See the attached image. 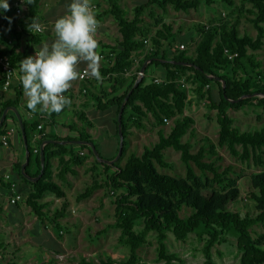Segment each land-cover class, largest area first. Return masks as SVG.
Segmentation results:
<instances>
[{"label":"trees","instance_id":"1","mask_svg":"<svg viewBox=\"0 0 264 264\" xmlns=\"http://www.w3.org/2000/svg\"><path fill=\"white\" fill-rule=\"evenodd\" d=\"M106 1L109 7L105 14L115 18L121 36L114 45H102L100 55L104 57V65L100 71L103 77L109 79L111 86L110 90L102 89L99 95L93 97L100 111L114 110L116 131L124 136L123 154L120 158L127 151V139L132 135L133 128H144V119L149 115L153 116L158 125H164L165 118H174V125L168 134L160 130L158 142L145 147L141 155L131 154L125 164L119 162L120 158L108 164L100 162L91 147L84 144L93 142L100 157L105 158L96 144V139L86 129L78 131L71 127L78 132L77 141L83 142L77 150L71 143L72 139L47 134L43 128H39L42 122L46 121L56 125V118L68 106L59 114L48 115L30 111L25 102L24 109L29 113H35L31 121L21 117L29 153L25 169L22 168L23 164H18L17 167L19 176L32 185L27 196V204L35 212L41 225H44V219L50 220L59 236L63 233L72 235L67 223L62 221L68 213L70 202L61 184L54 179V159L58 160L56 176L63 183L67 182L68 174L77 175L76 168L86 165L87 170L92 173V182L77 195L76 200L88 199L99 189L114 194L117 220L109 227L120 229L118 243L130 248L129 256L122 264H143L140 262L139 250L149 243L150 233L156 236L159 259L164 260L165 264H174L175 260H179L176 253H170L168 250L169 233L180 241H186L190 235H195L203 243L202 251L206 264H216L213 249L228 242L230 238L236 241L240 256L239 264H264V235L255 229L264 225V171L251 176V190L247 198L252 203L253 213H246L243 216L238 211L224 207L210 214L205 211V206L209 204V199L205 197L203 207L198 212L185 218L180 215L181 201L192 192V186L187 183V179L196 178L192 164L202 173L213 174L214 181L222 184L227 190L225 195L228 202L240 198V189L235 186V180L227 177L231 168L221 172L216 161L206 160L209 156L221 159L216 146L205 142L196 153H193V145L189 141H183V137L194 124L193 117L184 115L188 105L186 83L195 84L196 96L207 100L208 108L217 111L220 146H226L232 155L241 160L253 159L254 162L263 164L264 128L242 131L235 126L236 120L230 116L229 111L240 110L252 101H256L258 106L264 108V97L259 96L264 95V69L254 53L264 47V0H146L134 7L132 18L128 16L129 11L120 6V0ZM237 1L241 7L251 5L242 11V14L251 15L249 20L256 29V37L240 35V16L221 23H198L191 28L202 36L194 55L176 46L179 41L188 43L193 40L183 36L181 31H175L172 24L152 8L158 5L163 13H166L168 7L172 6L176 11L189 12L198 11L203 5L213 7L223 3L237 9ZM25 5L27 11L21 21L20 31H13L17 43L12 47L0 46V55H9L13 65L18 68L20 61L29 51V48L23 52L17 50L21 37L30 36V44L39 41L41 37L40 33L30 32L27 25L32 17L38 18L40 23L45 19L41 10V0H33L32 4ZM1 11L8 13L1 9L0 16ZM146 39H149V44L145 43ZM143 53L144 59L136 68L138 73L143 72V77L136 85L139 76L129 79L127 72L133 70L136 56ZM146 62L147 65L142 71ZM150 71L155 75V79L161 78L162 81L156 82L153 79L146 83ZM11 87L14 88L15 94L0 102V121L6 109L9 111L13 107L18 111L22 108L21 102L24 97L22 85L18 81ZM78 116L87 127L93 126L85 112ZM7 118L8 115L0 126V132H4L3 127ZM34 133L40 137L37 148H34L32 143ZM62 141L65 143L62 144ZM119 143L120 139L118 145ZM238 147H241V150ZM170 148L180 152L181 161L187 168L186 178L159 172L157 165L162 168H173V163L167 160L165 153ZM91 156L94 160L89 162ZM33 163L37 165L34 174L30 172ZM28 177L37 180H29ZM46 192H52L58 198L64 199L59 209L48 210V213L44 210L48 203L41 202V199ZM137 227L142 228L137 230ZM83 263L96 264L86 260H83ZM114 263L116 261L111 258L100 260V264Z\"/></svg>","mask_w":264,"mask_h":264},{"label":"rangeland","instance_id":"2","mask_svg":"<svg viewBox=\"0 0 264 264\" xmlns=\"http://www.w3.org/2000/svg\"><path fill=\"white\" fill-rule=\"evenodd\" d=\"M106 1V0H105ZM146 0H120L121 7L129 11V18L134 15V7L136 4ZM50 0H44L42 3V10L46 12V3ZM72 0H66L65 6L70 5ZM92 6H97L100 3L104 4L102 0H91ZM130 3V4H128ZM250 4H246L245 7H241L239 1H237V9L230 8L223 3L214 5L213 7L201 6L198 11L190 10L189 12L176 11L172 6H169L166 13L158 6L154 5L152 8L157 14H162L165 20L172 24L175 31H181L183 36L189 37L193 40L188 43L177 42L176 46L180 49V46L184 43L190 54H196L197 43L201 40V35L191 30L192 26L198 23L210 24L221 23L225 20H234L237 17H241L239 23L240 35H250L253 38L256 37V29L249 20L251 15H243L242 11L250 8ZM61 8L54 9L53 13L61 12ZM100 9H104L100 6ZM97 14V10H94ZM51 13L50 15H52ZM151 21L149 18H147ZM101 23L104 19L99 18ZM114 27L112 30L111 40H115L118 36V25L116 21H113ZM46 27L51 31V36L48 34L43 35V39L49 45L55 40V33L50 30L52 23L46 22ZM110 26V25H109ZM111 27V26H110ZM99 35L97 31L96 37ZM150 48V47H149ZM39 49V48H38ZM98 53L102 52V45L99 44L97 49ZM257 59L261 61L262 68L264 69V47L261 50L254 51ZM144 54L136 56V59L140 61L144 59ZM104 62V61H103ZM140 64H135L132 70V74L127 76L131 79L138 75L137 67ZM153 71V70H152ZM147 75L146 83H149L155 79L153 72ZM109 82V79H107ZM110 83V82H109ZM105 87V86H104ZM103 87V88H104ZM195 84L186 83V90L188 93V105L184 111V115H188L194 118V124L189 132L183 137V141H189L192 145V152L196 153L199 148L207 142V144H214L217 148L218 156L221 157L217 160L215 156L207 157V161H216L219 170L231 168V172H228L227 177L235 180V186L240 189V198L237 201L228 202L226 198V189L222 184L214 181L213 174L211 172L202 173L194 164L193 169L196 173L195 179H187V183L192 186V192L188 197L181 201V217L185 218L192 213L198 212L203 207L204 198L209 199V204L205 206V211L212 214L216 211L226 207L234 211L240 212L243 216L246 213H253L252 203L249 202L247 196L251 190V176L255 173L264 171V154L262 156L263 164L250 161L241 160L239 157L232 155L226 146H220L219 144V123L217 120V111L209 109L207 106V100L200 99L196 96ZM108 90V87L105 89ZM230 116L234 117L236 122L235 126L242 131H256L264 128V108L257 105L256 101H252L249 105L240 110H230ZM28 120V119H27ZM32 120L31 118L29 119ZM92 120L95 124V130L93 135L96 138V144L106 159L113 158L112 160H118L120 143V133H117L114 123V116H107L106 113H100L98 116H93ZM168 123L164 125H158L152 115L144 119L145 127L142 129L133 128L132 135L128 137V147L125 155L120 158V163L125 164L126 160L131 154L141 155L145 147L153 146L159 140V131L162 130L166 134L171 131L174 125V118L169 119ZM82 124V123H81ZM67 125L68 127H66ZM70 127L81 129V126L76 125L73 119L58 121L57 126H49L54 133H57L59 137L63 139H72V145L77 150L80 149L77 141L78 133L72 130ZM241 150V147H238ZM93 151V149L91 148ZM264 152V148H263ZM167 160L173 163V168H162L157 165L160 173L168 174L177 178L187 177V168L181 161L180 152L170 148L165 151ZM91 160L94 158L90 157ZM57 161H55L56 164ZM57 166V165H55ZM56 167V171H57ZM79 175L74 177L73 187L71 182L63 186L67 192L71 201V206L68 209L66 217L62 220L67 223L72 235L63 233L59 236L57 229L50 220H45V225L41 223L37 226V229L32 230L31 233H26L23 240L19 238L14 239L10 231L7 233H0V244L7 245L9 251H14L16 258V264H38L46 257H49L47 253L41 255V245L45 241L48 246H44L43 249L53 243L52 239L48 235V231L44 227L48 226L60 242V247L56 252L50 254L53 256V262L55 264H85L83 260L87 262H94L100 264V260H106L111 258L116 261L114 264H122L130 253V248L118 243L121 230L117 228H111L109 225L116 222L114 194L108 190L99 189L90 198L78 202L76 196L85 190L86 186L92 182V173L87 170V166L79 167ZM55 171V172H56ZM58 181H60L58 179ZM43 201L49 203L50 207H53V211L59 209L60 203H55V194L52 192H46ZM55 204V205H54ZM8 215V224L13 225L14 220H18L21 223L20 214H6ZM28 228L33 229L35 225V218L33 214H29ZM142 227H137V230ZM255 229L264 235V225L255 227ZM27 237V238H26ZM29 237V238H28ZM14 239V240H13ZM149 243L139 250L140 262L143 264H165L164 260L159 259L158 255V243L154 233L148 235ZM167 247L170 253H176L179 260H175L174 264H206V258L202 251L203 243L200 242L195 235H190L186 241H180L175 238L172 233H169L167 240ZM60 254V255H58ZM239 253L236 248V241L234 238H230L228 242L217 245L213 249V259L216 264H239ZM50 262V259H49Z\"/></svg>","mask_w":264,"mask_h":264},{"label":"crops","instance_id":"3","mask_svg":"<svg viewBox=\"0 0 264 264\" xmlns=\"http://www.w3.org/2000/svg\"><path fill=\"white\" fill-rule=\"evenodd\" d=\"M65 1L66 0H50L49 3L47 2L45 4L47 10H46V12H44L42 10V3L44 2V0H41V10H42V14H43L45 19L40 24L44 28V31H43V33H40L41 37H40L39 41L35 42L34 44L29 43V41L31 39L30 36L24 35L23 37H21L20 47L17 49L19 52H23L25 49L29 48V51H27L28 52L27 56L34 55L35 51L39 50L38 48H41L43 46V44L46 43V41L43 39V35L46 33V34L51 36L52 33H51V31H49L47 29L45 24H46V22H51L52 26H51L50 30H53L55 21L59 17L68 13V6H65ZM17 2L21 3V0H8V3L10 5V10L8 11V13H4L1 11L2 16H0V46L2 48H5L7 45H8V47H12L13 45H15L17 43L16 37H15L13 31L14 30L20 31L21 21L25 17L26 11H27V6L25 5V3H21V7H23V13L21 16H17L15 14ZM102 2L104 4L100 3L99 5L94 6L95 7L94 10L98 11L96 14L97 20L99 21V18L104 19L103 23H101V21H99L100 27L97 30L99 32V35L96 38H97L98 43L100 45H103V44L114 45L115 41L120 38L121 34L119 32L118 36L115 37V40H111V38H112L111 33H112V30H113V27L115 24L113 21H116V20L112 15L105 14V10L108 9L109 4L105 0H102ZM128 4H130V3H128ZM100 6H103L104 9H100ZM60 7H62L61 12H59V13H55V12L53 13L52 12V11H54V9H59ZM51 13H53V14L50 15ZM100 15H103V16H100ZM9 17L11 18V24H9V20L7 19ZM116 24L118 25L117 21H116ZM118 31H119V27H118ZM137 60L140 62L139 59H137ZM103 65H104V62L102 60L100 69L103 67ZM79 67L84 68L85 65L83 63H81L79 65ZM17 69L19 72L18 67H17ZM107 79H108L107 77L106 78L103 77L102 83H97V81L95 79H89L88 81H85V82H80L79 80L72 82L73 86L67 92H65L66 97L71 98L72 104H71V106H68V108L65 111H63L60 115H58V117L56 118L57 123H58V121H61L62 119L63 120L73 119L75 121L76 125L81 126V129L74 127L75 129H77L78 131L86 129V131L88 133H90L94 139H96L95 136L93 135V131L96 128H95L94 121L92 120V117L98 116L99 112L100 113H106L107 116H114V110L113 109H109V110H106L104 112L100 111L97 108L95 100H94V97L96 95H99L102 89H106L108 87V90H110L111 84L107 81ZM17 82H18V80L15 78L13 83L16 84ZM2 83H3L2 72L0 70V102L1 103L4 102L6 99L13 97V95L15 94L13 87H10L8 90H4ZM25 102H26V98L23 97V100L21 102L22 108H20L17 111L15 108L11 107L9 109V111L7 112L8 118L5 122L3 129L6 132V130L9 129L10 127H14L15 132L12 134V136H10L8 146H3L0 143V174H3V173L10 174L12 176V180L17 184L16 191L23 194V196H24L23 201H20L16 204H12L10 202V198L14 195V191L10 190L8 183L0 184V233L4 234V233H7L8 231H10V233L14 239L19 238L20 240L24 239L23 237L25 236L26 233L27 234L31 233L32 230L37 229V226L41 222L38 219V217L35 215V212L32 210V208L27 204V196H28V194L32 188V185L30 183L26 182L25 180H23L19 176L18 167H17L18 164H27L28 163V160H27L28 159V150H27V146H26V143L24 141V138H23L19 117L20 118L22 117L25 120H27V119L29 120L30 118L33 119L34 114H35V113H29V112H27V110L24 109L23 105L25 104ZM81 112H85L87 114L89 120H91V122L93 123L92 127H87L85 125V123L79 119L78 115L81 114ZM49 126L55 127V126H57V124L51 125L47 121L42 122V128L44 129L45 133L59 136L57 133H54L52 129L48 128ZM65 126L68 127L67 125H65ZM77 130H75V131L77 132ZM39 138H40L39 134L34 133L33 138H32V143H33L34 148H37V143H38L37 141ZM71 142H73V141H71ZM93 160H94V158L92 160H91V158L88 159L89 162H91ZM55 161H57L56 164H55ZM54 164L58 165L57 159H54ZM84 166H86V165H84ZM56 167L57 166H55V168H54V179L59 184H61L62 188H63V186H65L69 182H71L72 187H73L74 177L78 176L79 172H80L79 167L76 168L78 170L77 175H72V174L67 175V177H66L67 182L66 183L58 181V178L56 176L58 169L56 171L55 170ZM81 167H83V166H81ZM36 171H37V165L35 163H33L31 168H30V172L32 174H34ZM66 194H67V192H66ZM43 198L41 199V202L47 203V202L43 201ZM67 199L70 202V206H71V201L69 199L68 194H67ZM84 200H86V199H84ZM63 201H64L63 198H58L55 195V203H60L62 206ZM78 202H81V201H78ZM70 206H69V208H70ZM53 207H50L49 203H48V206L44 210L48 213V210L53 209ZM51 211H53V210H51ZM6 214H20L22 222L19 223L18 220H16V221L14 220L13 225H9L8 224V215H6ZM29 214H33V216L35 218V225H34L33 229L28 228L29 227L28 226V217L30 216ZM44 225H45V223H44ZM44 229L46 231H48V235L52 239L53 243L48 247V249H43L44 246H48V244L45 241L40 243L41 245H43L40 247L41 248V251H40L41 255H43V254L45 255L47 253V255L49 257L45 256V258L42 260V262L38 263V264H55V263H51V262H53V256H50L49 253H51V254L55 253L57 248L60 247V244H59L60 242H59V239L57 238V235H55L52 231H49L50 228L48 226L44 227ZM0 253L4 257V261H3L4 264H16L15 252L9 251L8 242H7V245L0 244ZM58 255H60V254H58ZM49 259H50V262H49ZM30 264H32V262Z\"/></svg>","mask_w":264,"mask_h":264},{"label":"clouds","instance_id":"4","mask_svg":"<svg viewBox=\"0 0 264 264\" xmlns=\"http://www.w3.org/2000/svg\"><path fill=\"white\" fill-rule=\"evenodd\" d=\"M32 2L21 0V3ZM0 9L10 10L8 0H0ZM7 19L11 24V18ZM27 27L32 33L43 30L36 17L31 18ZM99 27L91 0H72L68 13L54 23L55 40L50 45L44 43L34 55L20 61L16 79L22 85L30 111L59 114L72 104V100L64 95L73 86L72 82L85 77L103 82L102 56L97 51L99 43L96 38ZM81 63L85 65L82 71L79 69Z\"/></svg>","mask_w":264,"mask_h":264},{"label":"built area","instance_id":"5","mask_svg":"<svg viewBox=\"0 0 264 264\" xmlns=\"http://www.w3.org/2000/svg\"><path fill=\"white\" fill-rule=\"evenodd\" d=\"M95 7L93 6V9ZM23 13V7H21L20 2L16 3V9H15V14L17 16H21ZM44 28L42 31L37 32V33H43ZM11 43V42H10ZM146 44H149V39L145 40ZM186 46L185 44H182L180 46V49L183 50L185 49ZM104 59V57L102 56V60ZM139 64V61L137 59H135V64ZM135 67V65H134ZM133 67V68H134ZM79 69L82 71L84 68H80ZM0 70L2 72V80H3V88L4 90H8L11 85L13 84L15 78H16V74L18 73V69L16 66L13 65L12 60L10 58L9 55H0ZM12 73V75L10 76L9 73ZM130 74H132V71L127 72V76H129ZM139 78L143 77V72H139L138 73ZM80 82H85L88 81L89 78L85 77L84 79H78ZM156 82H160L162 81L161 78H156L155 79ZM64 95L66 96V94L64 93ZM165 123H168L170 120L168 118L164 119ZM39 128H42V125L39 126ZM15 132V128L14 127H10L9 129L6 130V132H0V143L3 146H8L9 145V139L10 136H12V134ZM37 151V150H36ZM4 183H8L9 184V188L10 190L14 191V195L10 198V202L12 204H16L20 201H23L24 196L23 194L19 193L16 191L17 189V184L12 180V176L8 173H3L0 174V184H4ZM4 257L3 255L0 253V264H4Z\"/></svg>","mask_w":264,"mask_h":264},{"label":"water","instance_id":"6","mask_svg":"<svg viewBox=\"0 0 264 264\" xmlns=\"http://www.w3.org/2000/svg\"><path fill=\"white\" fill-rule=\"evenodd\" d=\"M146 65H147V62H146V64L143 66L142 71H144ZM140 79H141V78H139V79L137 80L136 85L139 83V80H140ZM259 96L264 97V95H259ZM7 112H8V109H6V110L4 111V113H3L2 119H1V121H0V126L2 125L4 119H5L6 115H7ZM19 120H20V124H21V118H20V117H19ZM119 124H120V126H121V113L119 114ZM21 130H22V134H23L24 141H25V143H26V135H25V132H24V129H23L22 125H21ZM75 142H77V143H79V144H83L82 141H75ZM61 143L63 144V143H65V141H62ZM84 144H88V145L93 149V153H94L95 157H97V159H98L100 162H104V163L111 164V163L117 161V160H108V159H105V158H101V157H100V153L97 151V149H96V147L94 146V143H93V142H91V143H84ZM26 146H27V144H26ZM123 148H124V136H123L122 133L120 132V148H119V156H118L117 159H119V157H121V155L123 154ZM28 153H29V152H28ZM42 162H44V156H43V153H42ZM25 167H26V164H23V166H22L23 170L25 169ZM28 178H29L30 180H33V181H36V180H37V178H30V177H28Z\"/></svg>","mask_w":264,"mask_h":264}]
</instances>
